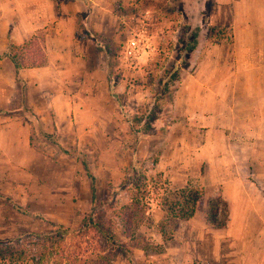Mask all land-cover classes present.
I'll return each mask as SVG.
<instances>
[{
    "label": "crops",
    "instance_id": "0c3cea01",
    "mask_svg": "<svg viewBox=\"0 0 264 264\" xmlns=\"http://www.w3.org/2000/svg\"><path fill=\"white\" fill-rule=\"evenodd\" d=\"M24 1L30 0H0V8L27 10L17 18L4 15L0 55L46 28V64L22 68L17 78L24 80L22 88L25 82L21 101L47 108L39 119L32 112L6 110L8 83L0 81V105L6 107H0V195L10 198L3 199L16 211L11 200H56L62 160L55 151L70 145L67 139L99 135L107 143L120 136L126 119L114 92L125 101L126 95L136 99L141 94L137 75L147 74L156 57L147 38L127 42L131 50L123 53L108 52L105 41L119 35L113 0H32V6ZM178 5L184 19L199 28L197 43L181 66L169 121L161 122L165 128L141 136L133 153L150 160L153 144L161 141L157 163L147 170L163 177L169 190L199 187L203 196L194 214L180 218L167 238L152 225L154 247L160 250L135 245L133 262L264 264V0H181ZM82 13L87 16L78 19ZM112 57L119 58L113 68ZM10 73L16 75L13 62L0 59V79ZM37 120L44 123L43 135L34 131ZM32 135L44 140L33 143ZM212 204L218 215L225 214V225L207 220L205 210Z\"/></svg>",
    "mask_w": 264,
    "mask_h": 264
},
{
    "label": "rangeland",
    "instance_id": "374dc122",
    "mask_svg": "<svg viewBox=\"0 0 264 264\" xmlns=\"http://www.w3.org/2000/svg\"><path fill=\"white\" fill-rule=\"evenodd\" d=\"M171 1L173 3L165 6L164 1L163 3L155 1L158 5L152 6L150 12H146L142 0L112 1V8L118 16L119 35L115 41L110 38L103 42L108 52L120 54L128 48L131 50L127 42L144 38H147L156 52L152 66L146 67L148 73L137 75L141 94L136 99H130L126 95L125 101L123 96H118L114 92L120 97L122 113L126 119L119 128L120 136L107 138L106 143V138L99 135L91 137L76 135L77 137L74 136L69 141L67 139V144L71 143L65 146L67 149L77 150L76 154L66 153L59 148L55 151V155L62 160L58 165L56 178V200L49 201L44 198L38 202L11 200L17 208L16 211L12 205L5 203L4 199L7 197L0 195V239L46 231L51 228V222L77 229L90 216L95 222L101 220L105 225L112 224L118 238L125 242L132 252L135 245L149 247L148 251L160 250L154 247L156 239L152 225H158L165 232L166 238L170 236L173 226L180 220L176 206L180 195L177 191L166 188L163 177L147 170L160 149L161 141L153 144L150 160L137 159L133 152L141 136L149 135L157 128L161 130L165 128L161 122L162 120L165 122L169 116L167 111L180 78L181 66L189 59L188 54L195 47V40L197 43L199 28L191 26L184 19L183 8L180 9L178 5L181 0ZM22 4L32 6L33 1H24ZM26 11L21 10V7L17 9L6 5L0 8V29L7 28L5 21L8 19H4V15H8V12L17 18L19 13ZM81 16L86 17L87 14H80L78 19ZM12 27L13 24L11 29ZM46 31V28H42L32 36L37 38L40 45L44 44V47ZM148 33L151 39L144 35ZM118 60L119 58H110V67L117 65ZM176 61L177 64L173 67ZM163 67L170 69L160 83V77L163 78L161 71ZM122 73L120 71L114 74L119 77ZM5 80L8 83L10 97L6 110L27 114L32 112L39 119V114L47 108L46 105H37L35 108L26 104L25 100L21 101L25 82L22 88L21 82L24 80H18L15 74L10 73L7 79H0L2 82ZM143 84L147 90L141 87ZM4 106L0 105L1 108H6ZM18 107L21 109L18 110ZM43 124L42 120H37L34 131L36 132L38 128L40 132ZM40 134L43 135L41 132ZM53 137L50 139L53 140ZM55 138L59 141L56 135ZM42 140L44 139H40L38 135H32L33 143ZM83 158L88 163L89 172ZM136 179L143 186L142 189L135 188ZM93 182L96 187L95 196L92 191ZM137 199H140L139 203L136 202ZM220 216L222 221L226 219L224 213ZM123 232H126L128 238L122 235ZM101 242L105 245L106 240L102 238ZM112 264L136 263H128L125 254L119 253Z\"/></svg>",
    "mask_w": 264,
    "mask_h": 264
},
{
    "label": "trees",
    "instance_id": "16d2710c",
    "mask_svg": "<svg viewBox=\"0 0 264 264\" xmlns=\"http://www.w3.org/2000/svg\"><path fill=\"white\" fill-rule=\"evenodd\" d=\"M142 3L145 9H151L152 6L158 5L153 0H142ZM195 45L196 40L194 41ZM4 57H8L13 62L16 77L22 68L39 67L47 62L44 44L40 45L36 37H31L20 45H10L0 55V59ZM175 65L173 63V67ZM169 69L166 68L162 79H165ZM166 121H169V118ZM46 135L48 136V134ZM50 137L53 136L50 135ZM53 141L60 144L55 137H53ZM60 148L69 154L77 153V150L62 146ZM157 160L158 158L155 157L152 161L153 164H156ZM83 163L89 172L85 158H83ZM134 185L137 189L143 188L138 179L134 181ZM92 191L95 196L94 182ZM177 194L180 195L176 203L177 216L190 218L203 196L202 189L186 187L177 190ZM136 202L139 203L140 199H137ZM205 214L211 223L219 226L226 223L218 215L216 204L206 208ZM50 224L51 228L43 232H29L14 238L0 239V264H112L119 253L125 254L128 263L133 262V252L127 248L125 242L118 238L112 224L105 225L101 220L95 222L90 216L77 229L56 222ZM122 235H126L128 238L126 232H123ZM102 238L106 240L105 245L101 242Z\"/></svg>",
    "mask_w": 264,
    "mask_h": 264
}]
</instances>
